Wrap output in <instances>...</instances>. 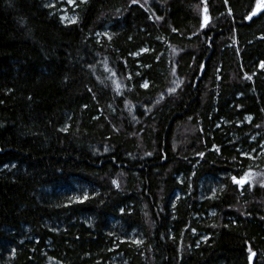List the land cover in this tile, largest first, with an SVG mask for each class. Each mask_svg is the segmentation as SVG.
<instances>
[{
	"label": "trees",
	"instance_id": "obj_1",
	"mask_svg": "<svg viewBox=\"0 0 264 264\" xmlns=\"http://www.w3.org/2000/svg\"><path fill=\"white\" fill-rule=\"evenodd\" d=\"M255 5L0 0V264H264Z\"/></svg>",
	"mask_w": 264,
	"mask_h": 264
},
{
	"label": "rangeland",
	"instance_id": "obj_2",
	"mask_svg": "<svg viewBox=\"0 0 264 264\" xmlns=\"http://www.w3.org/2000/svg\"><path fill=\"white\" fill-rule=\"evenodd\" d=\"M47 3L49 6H58L59 13L63 21L65 22L73 21V18L71 15V10H72L71 7L73 6V0H47ZM256 5H257V0H256ZM256 5H255L254 10L256 9ZM261 11H258L257 14ZM207 22H208L207 12L206 10H204L203 11V24L205 25ZM242 178L245 179L244 184H247L253 188L262 187L264 185V167L257 169V170H248L242 176Z\"/></svg>",
	"mask_w": 264,
	"mask_h": 264
},
{
	"label": "snow or ice",
	"instance_id": "obj_3",
	"mask_svg": "<svg viewBox=\"0 0 264 264\" xmlns=\"http://www.w3.org/2000/svg\"><path fill=\"white\" fill-rule=\"evenodd\" d=\"M81 2H86V0H81ZM133 2H135V0H133ZM261 10H264V0H257V5H256V9L252 12V16H255L257 14L258 11H261ZM251 18V17H249ZM73 23H75V20L72 21ZM143 87H147V84L145 83L144 85H142ZM233 179V183L235 184H240L241 186L245 183V179L244 178H241V179H237L235 176L232 177ZM115 183V182H113ZM84 199H88V194L87 193H84ZM250 251V256H249V259H251V256L252 255H255V253H251V250Z\"/></svg>",
	"mask_w": 264,
	"mask_h": 264
},
{
	"label": "bare ground",
	"instance_id": "obj_4",
	"mask_svg": "<svg viewBox=\"0 0 264 264\" xmlns=\"http://www.w3.org/2000/svg\"><path fill=\"white\" fill-rule=\"evenodd\" d=\"M159 37V36H158ZM163 39V38H162ZM161 40V39H160ZM168 49V48H167ZM168 63V62H167ZM134 78V77H133ZM146 100H148V99H146ZM143 101V100H142Z\"/></svg>",
	"mask_w": 264,
	"mask_h": 264
}]
</instances>
